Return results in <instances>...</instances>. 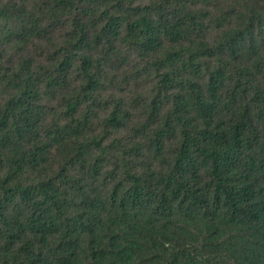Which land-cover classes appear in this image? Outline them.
<instances>
[{
  "label": "trees",
  "instance_id": "1",
  "mask_svg": "<svg viewBox=\"0 0 264 264\" xmlns=\"http://www.w3.org/2000/svg\"><path fill=\"white\" fill-rule=\"evenodd\" d=\"M0 264H264V0H0Z\"/></svg>",
  "mask_w": 264,
  "mask_h": 264
}]
</instances>
